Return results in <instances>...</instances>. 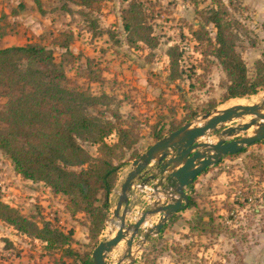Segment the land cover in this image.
<instances>
[{
    "label": "rangeland",
    "instance_id": "374dc122",
    "mask_svg": "<svg viewBox=\"0 0 264 264\" xmlns=\"http://www.w3.org/2000/svg\"><path fill=\"white\" fill-rule=\"evenodd\" d=\"M79 1L40 0L37 9L32 0H0V15H4L0 23L6 26L9 38L6 42L0 39V48L39 42L50 50L56 62H61L68 88L90 94L107 91L110 108L118 109L135 123L137 138L126 155L144 152L154 142L152 135L156 132L164 136L186 122L195 126L204 113L238 103H256L264 95V88H260L257 94L242 96L241 102L225 97L227 78L212 55L214 28L204 21L207 9L216 7L210 0H140L151 34L158 41L151 49L141 43L134 47L126 44L120 11L129 0H92L87 6ZM221 2L234 50L252 77L254 61L264 63V0ZM200 25L207 39L199 42L192 32ZM66 35L71 37L68 46L59 47ZM169 46H176L179 52V75L173 81L168 79L165 54ZM132 70L133 76L146 77L143 86H138L139 78L131 80L125 76ZM96 75L98 80L89 79ZM5 100L1 95L0 108ZM245 121L234 119L224 126ZM256 143L245 146L220 166L226 176L224 190L213 199L200 198V207L186 226H166L161 234L145 233L152 225L149 223L139 228L132 245L131 264H264V143ZM83 147L95 154L94 146ZM118 189L119 186L113 187L115 192H110L111 204L115 205ZM0 200L38 223L50 221L64 232L71 229L69 247L80 254L91 257L96 243L108 236L109 212L107 224L103 223L95 239L90 238L86 215L69 214L68 196L51 192L40 181L20 177L1 151ZM153 202L151 198L143 199L135 217ZM197 217H201L199 221ZM112 219L115 222L111 210L114 224ZM124 248V240L119 241L106 254L105 262L115 264ZM60 255V250H48L40 240L22 235L0 221V264H59L62 260L65 264H80L79 259ZM130 259L125 258L120 264H130Z\"/></svg>",
    "mask_w": 264,
    "mask_h": 264
},
{
    "label": "trees",
    "instance_id": "16d2710c",
    "mask_svg": "<svg viewBox=\"0 0 264 264\" xmlns=\"http://www.w3.org/2000/svg\"><path fill=\"white\" fill-rule=\"evenodd\" d=\"M32 1L39 9L40 0ZM91 1L80 0L79 3L87 6ZM210 1L216 7L207 9L204 21L214 28L212 55L227 78L224 95L235 99L255 94L264 88V63L255 60L253 76L248 75L244 60L234 50L224 5L221 0ZM3 17L0 15V22ZM120 22L128 46L141 43L151 49L157 45L140 0L128 1L120 11ZM262 29L264 31V15ZM6 34V26L0 23V37ZM192 34L199 42L207 39L202 25ZM70 39L66 35L58 46L67 47ZM165 54L168 79L173 81L179 75V52L176 46H169ZM97 78V75L89 77ZM0 88V96L6 99L0 108V151L20 177L40 181L51 192L68 196L69 214H85L87 232L95 239L106 219L109 194L119 169L139 156L126 155L137 138L135 123L123 117L118 109L110 108L108 94L68 88L61 62H56L50 50L39 42L0 48ZM152 136L156 141L163 135L156 132ZM260 142L264 143V139ZM83 144L94 146L95 154H90ZM195 205V196L187 195V207ZM0 221L22 235L40 240L48 250H60L61 257L92 264L87 254L69 247L71 229L64 232L50 221L38 223L2 200ZM59 264L65 263L62 260Z\"/></svg>",
    "mask_w": 264,
    "mask_h": 264
},
{
    "label": "water",
    "instance_id": "95a60500",
    "mask_svg": "<svg viewBox=\"0 0 264 264\" xmlns=\"http://www.w3.org/2000/svg\"><path fill=\"white\" fill-rule=\"evenodd\" d=\"M247 119L233 126H224L234 119ZM201 122L192 126L186 122L151 143L139 156L130 163V169L119 182V189L112 216L115 219V233L98 241L91 251L92 264H108L106 254L119 241L124 240V253L115 264L131 258L134 237L147 218L157 215L151 227L145 233H158L165 222L177 211L187 207V193L184 191L195 177L208 166L214 165L226 155L235 154L245 146L264 139V95L251 104H235L200 116ZM247 135H238L246 132ZM214 135L209 141L208 135ZM200 137L204 140L198 141ZM232 137L231 139H226ZM152 162L150 165H148ZM151 173H148L150 172ZM155 180L152 185L153 195L160 192L163 199H154L153 203L142 210L136 219L126 222V213L130 211L128 194L135 180ZM121 207V211H120ZM130 264L133 262L130 259Z\"/></svg>",
    "mask_w": 264,
    "mask_h": 264
},
{
    "label": "crops",
    "instance_id": "0c3cea01",
    "mask_svg": "<svg viewBox=\"0 0 264 264\" xmlns=\"http://www.w3.org/2000/svg\"><path fill=\"white\" fill-rule=\"evenodd\" d=\"M0 39L3 42H6L8 38L7 35H4L2 37H0ZM20 44H14V45H21ZM6 46H11V45H6ZM3 46V47H6ZM133 68V67H132ZM135 71H130L128 73L125 74V76L128 79L132 78H139L138 79V86H143V79H146V77H144V75L142 74H136L133 76ZM103 76V74H102ZM104 91V90H103ZM105 93H107V91H104ZM231 100H240L243 101V99L240 98H235V99H231ZM198 125V124H196ZM193 126V125H192ZM251 129L254 128V126L250 127ZM250 128L248 130H250ZM248 130L246 132L240 133L238 135H247L248 134ZM208 139H212L209 141H214V135L210 134L207 137ZM232 137H227L226 139H231ZM204 140V137H200L198 139V141ZM257 144V143H254ZM252 144V145H254ZM237 154V153H235ZM235 154H231V155H226L224 157H222L220 159V161L214 165L208 166L204 171H202L200 174H198L195 179L192 181V183L186 187L184 189L185 192H189L188 195L193 194L195 196V201H196V205L194 207H185L184 209L177 211L176 213H174L172 216H170L168 218V220L165 222L163 228L161 229L160 232H158L159 234H161L163 232V229L166 226H169V228L171 229H178L181 228L183 226H186V223L190 222V220H192V218L194 217V212H196L197 208L200 207V198L203 197H207L213 199L214 197H217L220 195V193L224 190L225 187V172L223 169H221L220 166H222V164L227 160L228 157H231ZM131 163V161H130ZM130 163H128L126 166L122 167V169H120V172L118 171L117 174V179L114 185V188L118 186V183L120 182V180L124 177L125 173L130 169ZM152 162H150L148 165H150ZM148 173H151L148 172ZM142 182V180H135L131 186V190L128 194V204L130 207V212L126 213V221H134L136 219L135 215H136V211L139 210L140 208V202L145 199V198H151L152 200L157 199V198H161L163 199V196L160 192H157V194L153 195V190H152V185L155 182V180H148L143 182L142 184H144V186H150V190H148L146 187H143V189L139 190L136 188V184H140ZM114 190H112L113 193ZM115 192V191H114ZM111 195V193L109 194ZM109 208H108V216L107 218L109 219L108 221V236L106 237H112L115 233L116 227L114 226V224L112 223V221L110 220V215H111V210L114 207V204H111V197L109 196ZM115 203V202H114ZM120 211H121V207H120ZM156 217L157 215L153 216L151 219L147 218L146 222L144 224L141 225L142 226H146V224H152L156 221ZM113 220V219H112ZM114 222V220H113ZM107 224V221L105 220V222ZM114 226V229L112 230V227ZM140 227V228H141ZM122 241V240H121ZM256 253V257L259 258V254L257 252ZM256 260V261H255ZM253 260L255 263H257V259Z\"/></svg>",
    "mask_w": 264,
    "mask_h": 264
},
{
    "label": "built area",
    "instance_id": "2783aa9c",
    "mask_svg": "<svg viewBox=\"0 0 264 264\" xmlns=\"http://www.w3.org/2000/svg\"><path fill=\"white\" fill-rule=\"evenodd\" d=\"M143 187H146L148 190H150V186L148 187V186H144V184L143 185L136 184V188L139 190L143 189ZM186 193L189 194V192H186Z\"/></svg>",
    "mask_w": 264,
    "mask_h": 264
},
{
    "label": "bare ground",
    "instance_id": "6f19581e",
    "mask_svg": "<svg viewBox=\"0 0 264 264\" xmlns=\"http://www.w3.org/2000/svg\"><path fill=\"white\" fill-rule=\"evenodd\" d=\"M236 101H238V100H236ZM239 101H240V100H239ZM239 101H238V102H239ZM240 102H241V101H240ZM238 104H239V103H238ZM250 129H251V128H250Z\"/></svg>",
    "mask_w": 264,
    "mask_h": 264
}]
</instances>
